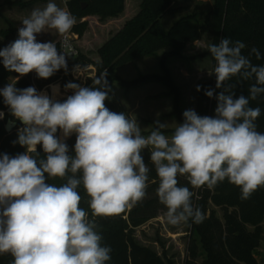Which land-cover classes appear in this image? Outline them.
<instances>
[{"label":"clouds","instance_id":"clouds-1","mask_svg":"<svg viewBox=\"0 0 264 264\" xmlns=\"http://www.w3.org/2000/svg\"><path fill=\"white\" fill-rule=\"evenodd\" d=\"M76 23L70 11L49 0L34 8L22 20L18 38L0 49L4 68L18 74L0 89V96L22 125L12 143L25 149L15 156L0 153V254L10 255L12 264H107L112 249L102 244L95 219L80 207L78 188L82 185L89 197L92 217H111L134 207L149 187L145 150L159 179L156 195L169 225L200 224L206 218L193 204L196 193L179 185L180 176L187 177L192 189L212 190L227 179L240 189L242 200L264 188V132L256 123L261 108L250 107V101L264 94V65L242 54V41L222 37L207 45L216 62L215 89L205 90L217 101L214 116L187 109L171 135L164 131L169 124L159 119L144 135L136 118L105 106L112 92L107 69L92 77V87L66 83L72 94L62 101L57 98L59 85L51 86V95L34 86L16 87L31 72L39 79L61 69L68 72V58L77 54L68 34ZM46 29L62 37L59 48L57 41L37 40ZM253 54L261 59L256 47L250 50ZM72 72L83 75L79 64ZM233 77H238L237 84L254 80L247 96L236 97L237 85L229 83ZM4 116L0 111V119ZM73 134L70 152L66 141ZM52 178L66 182H46Z\"/></svg>","mask_w":264,"mask_h":264},{"label":"trees","instance_id":"trees-1","mask_svg":"<svg viewBox=\"0 0 264 264\" xmlns=\"http://www.w3.org/2000/svg\"><path fill=\"white\" fill-rule=\"evenodd\" d=\"M141 1L140 12L128 21L118 34L111 36L98 48L99 61L80 49L77 56L68 58V71L77 64L83 67L94 66L96 76H99L100 71L107 69L106 79L112 92L109 93L110 98L105 101V106L111 111L124 112L132 117L116 95V85L128 91L141 83L159 81L168 87V94L173 96L172 114L182 123L184 111L181 104V89L168 66V60L177 57L188 62L200 57H212L208 51L193 57L184 54L189 43H195L204 36L217 44L222 37L230 38L232 41H242L246 45L242 54L248 56L253 64L264 65V0H214L213 6L206 12L204 18L197 12L184 15L169 30L162 27L160 18L171 12L178 0ZM7 3L24 8L33 2L8 1ZM67 5L77 20L72 31L82 38L89 28V21L85 19L87 16L98 15L101 19L119 16L126 9V0H67ZM17 38L18 32L13 24L10 23L6 29H0V49ZM57 47H60V43H57ZM252 47L260 51L261 59L258 60L254 54L249 55ZM161 50H165L161 59L162 74H146L133 80H126L117 73V67L121 63L145 55H156ZM64 73L65 71L61 69L48 79H39L35 72H31L20 77L16 87L22 89L34 86L37 91H43L54 83L60 82L64 86L66 81L60 80ZM17 76V73L9 72L4 68L0 58V89L10 83L11 78ZM237 80L238 77H233L229 81L237 85L236 97L241 94L247 96L248 88L254 80L239 84ZM215 84V75L211 80L198 83L201 90L196 94V112L201 116L215 114L216 99L205 95V90L215 89ZM92 86L93 80L90 78L85 87ZM219 91L221 90L216 89L217 93ZM250 107L261 108V115L256 123L257 130L264 132V94L256 101H250ZM0 110L5 111V118L0 119V153L15 156L25 151L19 144L12 143L17 139V130L22 125L19 123V126L11 132L6 130L8 119L14 121V118L9 114L8 107L4 105L2 96H0ZM171 130L170 128L164 130L165 134L171 135ZM142 134L148 135L144 131ZM66 142L71 152L75 144V134ZM38 151L43 155L42 147L39 145ZM143 155L150 168L147 195L143 201L123 213L111 217H92L88 204L89 197L82 185L78 188L82 196L80 207L88 211L89 219H95L97 230L103 237L102 244L112 249L111 260L107 264H173L166 256L162 257L150 247L138 243L135 237L138 227L157 217L160 210L166 209L156 195L159 179L149 160V152L145 150ZM178 179L180 186H187L196 193L193 204L201 207L206 216L200 224L189 221L191 235L184 264H258L255 252L263 236L264 188L254 192L251 198L242 200L240 189L230 184L227 179L212 190L207 187L192 189L186 176H180ZM46 182L60 186L66 180L52 178L47 179ZM215 207L222 210L223 218L218 216ZM12 260L10 255L0 254V264H12Z\"/></svg>","mask_w":264,"mask_h":264},{"label":"rangeland","instance_id":"rangeland-1","mask_svg":"<svg viewBox=\"0 0 264 264\" xmlns=\"http://www.w3.org/2000/svg\"><path fill=\"white\" fill-rule=\"evenodd\" d=\"M8 1H21L28 4L22 8L12 6ZM49 0H0V29H6L9 24H13L18 32V28L22 26L21 22L24 18L30 15L34 8H43ZM54 2L68 11L67 0H54ZM214 0H178L173 7V10L166 13L160 18V24L165 30H169L172 25L182 16L190 13H201L202 18L206 12L213 6ZM141 0H126L125 11L116 17L101 19L98 15H89L85 19L89 21V28L82 38H79L76 43L78 48L87 53L93 59L99 61L100 57L97 50L111 36L118 34L136 14L141 10ZM70 33H73L72 29ZM61 37L52 29H46L44 33L37 35V40L40 42L57 41L60 42ZM212 43L211 40L204 36L201 40L195 43H189L184 51V54L189 57L201 55L207 52V45ZM167 50V49H166ZM165 50L159 51L156 55H145L138 59L124 62L118 65L117 73L126 80H133L146 74H162L161 59ZM215 60L212 57H200L192 61H183L177 57L170 58L168 61L169 68L173 69L174 76L182 85V108H196L197 90L194 87L198 78L211 80L213 78V69ZM188 67L192 70V77H187ZM82 76H75L72 70L61 75L60 80L77 83L81 86H86L88 80L96 76V68L94 66H81ZM14 78L10 79L13 82ZM177 83V82H176ZM58 83L51 84L57 85ZM65 96L58 98L65 99L72 94L71 90H65L64 86L59 82ZM132 88L131 92L138 90L137 95L143 100L142 106L132 111L130 105L131 97L125 98L126 89L116 85L115 91L121 103L125 104L132 118H136L142 131L150 133L152 125L159 119L161 122H167L169 128L173 129L175 123H181L172 112L174 110L173 96L168 94V87L159 81H150L141 83L138 87ZM45 90V89H44ZM43 90V91H44ZM51 95V92H50ZM61 97V96H60ZM127 97V96H126ZM196 111V110H195ZM19 126L20 121L14 120ZM168 128V129H169ZM59 135V133H58ZM217 214L223 218V212L219 207H215ZM166 209L160 210L157 217L149 220L144 225L136 229L135 237L141 245L150 247L159 255L166 256L173 264H184L187 253V247L191 235L190 223H181L173 226L169 225L166 220ZM251 228V227H250ZM258 264H264V222L263 236L259 248L256 250ZM202 260V258H200Z\"/></svg>","mask_w":264,"mask_h":264},{"label":"crops","instance_id":"crops-1","mask_svg":"<svg viewBox=\"0 0 264 264\" xmlns=\"http://www.w3.org/2000/svg\"><path fill=\"white\" fill-rule=\"evenodd\" d=\"M169 61V60H168ZM171 69V68H170ZM171 71H172V74H173V77H174V79H175V81L177 82V84L179 85V87L180 88H182V85L179 83V81L177 80V78L174 76V71H173V69H171ZM186 76L188 77H192V70H190V68L188 67V70H187V74H186ZM200 81H208L207 79H205V78H198L197 80H196V83L194 84V87L197 89V85H198V83L200 82ZM57 85H59V89H60V95L57 97V98H62V96H65V94L63 93V90H62V87H61V85L58 83ZM53 86V85H52ZM138 87V86H137ZM133 88H135V89H137L136 87H133ZM132 89V88H131ZM131 89H129L128 91H126V93H125V98H132L131 99V101H130V105H131V107L133 108L132 109V111H135V110H137V109H139L141 106H142V103H143V100H141L140 99V97H139V94L137 95V92H138V90H135V91H133V93L131 92ZM44 91H47L49 94H50V92H51V94H52V88H51V85L50 86H48L47 88H45V90ZM61 96V97H60ZM127 96V97H126ZM123 104V103H122ZM125 107H126V105L125 104H123ZM127 108V107H126ZM195 110H196V108H195ZM132 111L130 112V113H132Z\"/></svg>","mask_w":264,"mask_h":264},{"label":"built area","instance_id":"built-area-1","mask_svg":"<svg viewBox=\"0 0 264 264\" xmlns=\"http://www.w3.org/2000/svg\"><path fill=\"white\" fill-rule=\"evenodd\" d=\"M78 38H79V36L76 33H74V32L68 34V41L71 44L72 48L77 53L75 56H77L79 54V48H78L77 43H76V41L78 40ZM61 40H62V37H61L60 41ZM0 111H3L5 113L4 110H0ZM4 118H5V116H4Z\"/></svg>","mask_w":264,"mask_h":264},{"label":"water","instance_id":"water-1","mask_svg":"<svg viewBox=\"0 0 264 264\" xmlns=\"http://www.w3.org/2000/svg\"><path fill=\"white\" fill-rule=\"evenodd\" d=\"M17 124L18 123L16 121H13L12 119H8L7 124H6V130L8 132H11L17 126Z\"/></svg>","mask_w":264,"mask_h":264}]
</instances>
